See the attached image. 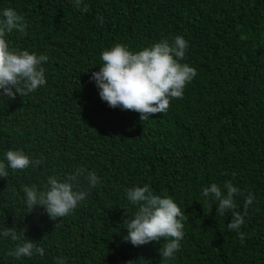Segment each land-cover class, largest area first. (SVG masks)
Returning <instances> with one entry per match:
<instances>
[{
    "label": "trees",
    "instance_id": "obj_1",
    "mask_svg": "<svg viewBox=\"0 0 264 264\" xmlns=\"http://www.w3.org/2000/svg\"><path fill=\"white\" fill-rule=\"evenodd\" d=\"M82 13L70 0H0L24 17L26 34L7 36L12 47L48 55L46 85L14 100L0 95V160L21 149L36 167L9 169L0 177V231L25 228L45 250L43 257L16 259L10 238L0 235V264H264V0H83ZM98 17L104 18L101 24ZM2 18V17H0ZM176 36L188 41L182 63L196 76L182 99L147 120L99 97L91 75L101 52L116 43L138 51ZM2 92V89H0ZM77 167L100 182L68 216L52 220L42 206L26 211L24 185L47 186ZM231 181L243 212L238 233L228 231L231 213H216L202 189ZM148 184L154 194L173 198L186 219L175 259L165 261L159 241L133 246L122 220L135 213L125 189Z\"/></svg>",
    "mask_w": 264,
    "mask_h": 264
},
{
    "label": "clouds",
    "instance_id": "obj_2",
    "mask_svg": "<svg viewBox=\"0 0 264 264\" xmlns=\"http://www.w3.org/2000/svg\"><path fill=\"white\" fill-rule=\"evenodd\" d=\"M70 2L82 13L88 12L87 5L81 7L83 0ZM0 17V95L14 100L17 94L26 97L46 85L45 68L42 65L48 61V55L10 46L7 36L14 31L26 34L27 24L24 17L11 7L4 8ZM98 19L101 24L105 22L103 17ZM187 48L188 41L182 36H176L171 44L164 39L138 51L116 43L101 52V67L92 73L90 79L95 81L100 99L109 107L138 112L141 121L147 120L154 114L167 112L172 100L182 99L187 84L196 76L195 68L181 62ZM40 163V160H33L21 149H8L4 160H0V177L8 178L9 169L20 172ZM81 177L87 181L89 188L100 182L94 171L77 167L62 180L53 175L48 176L44 190H38L35 184L24 185V214L42 206L52 220L68 216L86 200L87 192L78 187ZM223 189L217 183H211L202 189L201 195L208 204L209 212L212 203H215L219 215L231 213L232 219L226 228L228 231L235 230L243 241L244 233L240 228L254 196L249 192L244 197L241 212L237 210L235 200L236 196L242 195L241 189L231 181H225ZM125 193L127 200L137 206V210L130 216L125 214L122 220L123 227L127 229L123 239L130 241L133 246L163 241L159 250L152 247L153 257L160 253L161 259L165 261L175 259L185 235L184 211L173 198L154 194L148 184L126 188ZM25 230L23 228L22 232H18L12 226L0 231V235L10 238L15 245L7 254L16 259L30 258L34 254L43 257L44 248L29 240L24 234ZM159 257H154L148 264H161ZM55 264H65V261L57 257Z\"/></svg>",
    "mask_w": 264,
    "mask_h": 264
}]
</instances>
